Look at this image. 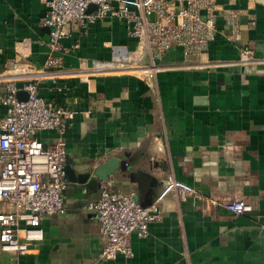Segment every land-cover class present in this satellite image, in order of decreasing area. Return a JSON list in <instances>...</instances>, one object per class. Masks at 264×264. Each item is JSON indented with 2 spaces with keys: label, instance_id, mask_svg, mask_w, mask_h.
<instances>
[{
  "label": "crops",
  "instance_id": "obj_1",
  "mask_svg": "<svg viewBox=\"0 0 264 264\" xmlns=\"http://www.w3.org/2000/svg\"><path fill=\"white\" fill-rule=\"evenodd\" d=\"M218 4L238 14L237 39H227L218 14L203 56L184 62L171 49L149 81L117 63V50L140 49L117 20L70 25L62 41L69 53L61 55L47 46L43 0H0L2 94L5 82H33L39 97L71 114L61 135H38L43 144L64 139L65 211L42 218V239L29 243L28 254L0 250V264H264V0ZM244 48L250 64L239 63ZM52 58L60 63L48 65ZM149 64L144 49L138 65ZM4 116L0 105V124ZM112 158L119 161L108 179L113 190L137 198L140 173L148 186L142 205L171 179L196 195L180 200L170 192L148 236H131L133 256L101 261L104 240L88 205L99 197L95 172ZM234 198L251 212L231 214L225 206Z\"/></svg>",
  "mask_w": 264,
  "mask_h": 264
},
{
  "label": "built area",
  "instance_id": "obj_2",
  "mask_svg": "<svg viewBox=\"0 0 264 264\" xmlns=\"http://www.w3.org/2000/svg\"><path fill=\"white\" fill-rule=\"evenodd\" d=\"M218 1L43 0L46 13L40 24L49 30V50L66 55L69 49L62 46V41L68 36L67 27L86 28L106 18L117 20L140 47L136 54L128 53L125 48L117 50V63L123 68L130 65L134 72L151 81L157 70L156 60L169 50L178 49L184 62L207 52L217 32L218 14L229 29L227 39H237L238 14L221 8ZM91 5L96 9L88 12ZM144 49L150 56V64L139 66ZM251 62V51L241 49L239 63ZM59 63L60 58L48 61V65L53 66ZM22 92L26 93L25 99L18 98ZM0 105L5 108L0 124V250L23 256L30 250L29 243L41 241L42 218L62 215L65 211L62 197L67 187L64 139L59 136L53 143L43 144L38 135L42 132L61 135L71 114L39 97L33 82L21 88L14 81L5 82L4 94L0 90ZM173 191L180 200L196 195L193 187L171 179L164 182L154 202L142 205L134 194L116 192L109 181L102 182L97 201L88 205L104 240L98 259L131 258V236L141 239L148 236L149 225L160 219V203ZM225 208L235 217L252 210L240 198L232 199Z\"/></svg>",
  "mask_w": 264,
  "mask_h": 264
},
{
  "label": "water",
  "instance_id": "obj_3",
  "mask_svg": "<svg viewBox=\"0 0 264 264\" xmlns=\"http://www.w3.org/2000/svg\"><path fill=\"white\" fill-rule=\"evenodd\" d=\"M96 6L91 5L88 7V12L95 10ZM18 98L19 99H25V97L23 96L22 93L18 94ZM119 166V161L115 158L110 159L108 162H106L105 164H103L101 167H99L97 169V171L95 172V179L98 182V185H100L101 182H106L108 181L110 175H112ZM66 171V169H65ZM138 177V183H139V190H138V197L136 198V200L140 203L143 204L142 199L145 195V193L147 192V188L148 186L146 185V183H143V181H141V178H143L142 176H140L141 174L138 173L136 174ZM140 179V181H139Z\"/></svg>",
  "mask_w": 264,
  "mask_h": 264
}]
</instances>
